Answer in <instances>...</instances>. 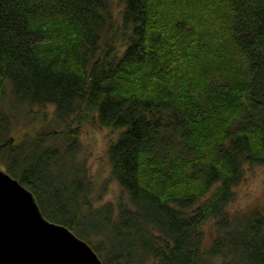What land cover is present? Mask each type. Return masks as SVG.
<instances>
[{
  "label": "trees",
  "instance_id": "16d2710c",
  "mask_svg": "<svg viewBox=\"0 0 264 264\" xmlns=\"http://www.w3.org/2000/svg\"><path fill=\"white\" fill-rule=\"evenodd\" d=\"M113 3L0 0V166L103 264H264V208H229L264 163V0ZM89 121L120 130L117 205L78 158Z\"/></svg>",
  "mask_w": 264,
  "mask_h": 264
},
{
  "label": "water",
  "instance_id": "95a60500",
  "mask_svg": "<svg viewBox=\"0 0 264 264\" xmlns=\"http://www.w3.org/2000/svg\"><path fill=\"white\" fill-rule=\"evenodd\" d=\"M38 204L34 193L0 166V264L104 263L69 227L46 218Z\"/></svg>",
  "mask_w": 264,
  "mask_h": 264
},
{
  "label": "rangeland",
  "instance_id": "374dc122",
  "mask_svg": "<svg viewBox=\"0 0 264 264\" xmlns=\"http://www.w3.org/2000/svg\"><path fill=\"white\" fill-rule=\"evenodd\" d=\"M112 6L114 7L115 15L118 17L119 11L123 8L120 5V0H114ZM37 110L40 113L46 112L48 118L53 119L55 115L53 105L47 104L45 108L39 107ZM41 117L36 116L33 120L37 126L43 124ZM22 118V124L17 127V133L15 134L19 138L24 131H28L26 126L30 122V119L26 118L25 115ZM83 127L80 138L81 151L78 154V158L86 164L87 172L93 180L96 192L94 204L101 206L111 202L117 205L119 200H127L120 183L112 175V166L109 160L108 149L110 144L118 137L120 130L104 127L92 121L84 124ZM243 174V179L235 187V199L230 203L229 208L232 211L247 210L252 207L264 208V163L246 164ZM98 197L101 198L99 199Z\"/></svg>",
  "mask_w": 264,
  "mask_h": 264
}]
</instances>
